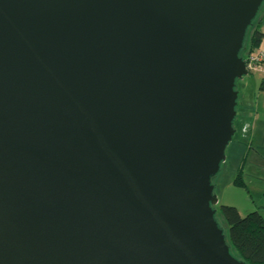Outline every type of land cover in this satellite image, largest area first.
Instances as JSON below:
<instances>
[{
  "label": "water",
  "instance_id": "95a60500",
  "mask_svg": "<svg viewBox=\"0 0 264 264\" xmlns=\"http://www.w3.org/2000/svg\"><path fill=\"white\" fill-rule=\"evenodd\" d=\"M264 0H0V264H244L211 178Z\"/></svg>",
  "mask_w": 264,
  "mask_h": 264
},
{
  "label": "rangeland",
  "instance_id": "374dc122",
  "mask_svg": "<svg viewBox=\"0 0 264 264\" xmlns=\"http://www.w3.org/2000/svg\"><path fill=\"white\" fill-rule=\"evenodd\" d=\"M251 32L252 28L248 29L245 34L243 42L245 47L249 44ZM245 77L250 79L251 75L247 74ZM235 89L236 91L240 89L239 80L235 83ZM258 132L259 130L257 133ZM259 135L260 133H258L257 138L254 140V144L261 143ZM233 142L234 136L225 148V160L220 164L217 174L211 178V184L213 186V194L217 197L216 207L220 205L234 207L239 213H241V216H244L246 213L244 211H246L245 209L247 207L258 209H260V207H264V149L259 148L255 153H253L250 161L248 158L251 165H245L240 173V179L244 186L238 187L230 183L235 177L236 170L240 163L239 159L238 161L236 160L238 149L235 150ZM230 151H232V157H229ZM221 227L223 236L225 240H227V228L223 222Z\"/></svg>",
  "mask_w": 264,
  "mask_h": 264
},
{
  "label": "trees",
  "instance_id": "16d2710c",
  "mask_svg": "<svg viewBox=\"0 0 264 264\" xmlns=\"http://www.w3.org/2000/svg\"><path fill=\"white\" fill-rule=\"evenodd\" d=\"M259 11L248 27V29L252 28V32L248 46L245 47L243 43L240 51L242 59L258 48L263 37L260 31ZM258 90L264 93V74L259 82ZM232 184L238 187L244 186L240 179V171L236 173ZM214 209V219L218 227L222 228L223 222L227 228L226 244L230 255L244 264H264V221L260 214L257 211H251L240 216L234 207L225 205L214 207Z\"/></svg>",
  "mask_w": 264,
  "mask_h": 264
},
{
  "label": "crops",
  "instance_id": "0c3cea01",
  "mask_svg": "<svg viewBox=\"0 0 264 264\" xmlns=\"http://www.w3.org/2000/svg\"><path fill=\"white\" fill-rule=\"evenodd\" d=\"M258 18L260 20V31L263 34V37L255 51H264V4L260 8ZM263 74V72H254L249 74L251 75L250 79L244 77L239 80L240 89L237 91L238 102L233 122L235 130L233 145L235 150L238 149L236 160L238 161L239 159L240 161L236 173L238 171L241 173L245 165H251L249 161L252 158L253 153L259 148L264 149V93L258 90L259 82L263 77ZM258 130L261 143L254 144V140L258 136ZM230 156H233L232 151L229 153V157ZM234 178L230 182L231 184L233 183ZM245 210L246 211L244 212L246 213L257 211L264 221V207H260V209L247 207ZM239 215L241 216V213H239Z\"/></svg>",
  "mask_w": 264,
  "mask_h": 264
},
{
  "label": "built area",
  "instance_id": "2783aa9c",
  "mask_svg": "<svg viewBox=\"0 0 264 264\" xmlns=\"http://www.w3.org/2000/svg\"><path fill=\"white\" fill-rule=\"evenodd\" d=\"M243 60L245 62L247 74H252L254 72L264 73V51H254Z\"/></svg>",
  "mask_w": 264,
  "mask_h": 264
}]
</instances>
